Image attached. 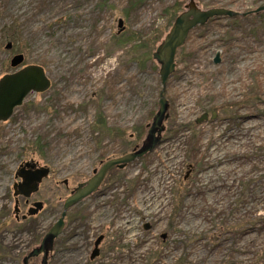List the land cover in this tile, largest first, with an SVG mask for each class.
Segmentation results:
<instances>
[{"label":"rangeland","instance_id":"rangeland-1","mask_svg":"<svg viewBox=\"0 0 264 264\" xmlns=\"http://www.w3.org/2000/svg\"><path fill=\"white\" fill-rule=\"evenodd\" d=\"M196 1L240 14L190 32L167 82L161 144L69 210L49 264H264V11L242 15L264 0ZM185 3L0 0V78L23 54L51 80L0 122V264H22L78 182L141 144L162 89L154 52ZM24 155L54 173L43 211L19 225Z\"/></svg>","mask_w":264,"mask_h":264},{"label":"water","instance_id":"water-1","mask_svg":"<svg viewBox=\"0 0 264 264\" xmlns=\"http://www.w3.org/2000/svg\"><path fill=\"white\" fill-rule=\"evenodd\" d=\"M263 11L264 5L245 12L243 15L258 14ZM238 14V12L226 7L214 6L204 8L200 6L196 0H187L185 9L177 15L169 32L164 36L154 52V58L160 65L159 74L162 89L159 93L158 110L153 116L152 122L147 125L148 131L145 138L134 150L123 156L105 161L99 170H95L96 173H94V175L79 185L76 190L65 199L60 218L56 220L53 226L44 235L41 243L29 253V256L43 253L40 264H48V256L53 247V243L64 230L67 211L84 201L92 193L96 192L111 167L118 166L123 168L135 159L141 158L152 152L162 142V134L165 130L164 122L169 117V102L165 96V90L169 77L176 70V54L178 49L186 43L189 33L196 26L203 25L214 17H234ZM121 23L122 21H120V24ZM10 47L11 44H7V48ZM23 61V54L15 55L11 59V66L16 68V70L6 73L0 78V122L9 120L14 110L23 104L28 94L31 92H44L51 86V80L42 66L28 64L21 67ZM219 61L220 57L219 54H217L214 62L218 63ZM215 116L216 113L213 112L212 117L214 118ZM207 118L208 114L204 113L196 122H203ZM48 173L49 169L47 167H41L36 176L31 177L29 182L20 185L21 193L30 195L32 191L38 188L42 178L48 175ZM145 228L147 229L149 226L146 225ZM163 237H165V234H163ZM102 239L103 236H100L95 241V247L90 256L91 259L99 254V244Z\"/></svg>","mask_w":264,"mask_h":264},{"label":"flooded vegetation","instance_id":"flooded-vegetation-1","mask_svg":"<svg viewBox=\"0 0 264 264\" xmlns=\"http://www.w3.org/2000/svg\"><path fill=\"white\" fill-rule=\"evenodd\" d=\"M254 10V9H253ZM240 14V13H239ZM242 15H243V13H242ZM247 15H249V14H247ZM236 16H238V15H236ZM243 16H246V15H243ZM235 17V16H234ZM14 112H15V110H14ZM14 114V113H13ZM12 114V115H13ZM12 117V116H11ZM10 117V118H11ZM161 144V143H160ZM159 144V145H160ZM140 144H137L135 147H133V149L132 150H134L136 147H138ZM132 150H130V151H132ZM130 151H128V152H130ZM128 152H126V153H128ZM126 153H124V154H126ZM123 154V155H124ZM123 155H121V156H123ZM103 163L104 162H101V165L99 166V167H96V168H94L93 169V171H92V174H91V176L92 175H94V173H96L95 172V170H99V168L103 165ZM127 166V165H126ZM125 166V167H126ZM41 167H47L48 169H49V173H48V175H46V176H44L43 178H42V180H41V182L39 183V185H38V188L35 190V191H32L31 193H30V195H25V194H23V193H21L22 191H21V187H20V185H23L24 183H27V182H29L30 181V178L31 177H33V176H36L37 175V172L40 170V168ZM125 167H123V168H120V167H118V166H113V167H111L110 169H109V171H108V173L110 172V170L111 169H113V168H115V169H124ZM53 173H54V170H53V168L51 167V166H49V165H47V164H45V163H41L39 160H35L33 157H26V155H24V159L23 160H21L20 161V163L18 164V167H17V169H16V171H15V180H14V182H13V195H14V201H15V206H14V210H13V215H12V217H13V219L15 220V224L16 223H18L19 225L21 224V223H24V222H27L28 220H30V219H32V218H34V217H36L39 213H41L42 211H43V209H44V207H45V204H46V201L44 200V196H43V194H42V192L40 193V190H41V188H42V186H43V182H44V180H47V179H49V178H52V176H53ZM108 173H107V175H108ZM51 174H52V176H51ZM107 175H106V177H105V179H104V181L102 182V184L100 185V187L98 188V190L101 188V186L104 184V182L107 180ZM91 176H89V178L91 177ZM89 178H87L86 180H83V181H80V182H78V184L70 191V193H69V195L68 196H70L75 190H76V188L79 186V185H81L82 183H84L85 181H87ZM63 183H64V185L67 187L68 186V180H64L63 181ZM97 190V191H98ZM96 191V192H97ZM96 192H94V193H96ZM40 193V194H39ZM94 193H92L91 195H93ZM90 195V196H91ZM67 196V197H68ZM89 196V197H90ZM65 201V200H64ZM48 203V202H47ZM63 205H64V202H63ZM62 205V206H63ZM70 210V209H69ZM69 210L67 211V214H68V212H69ZM62 211H63V208H62ZM62 211H61V213H62ZM61 213H60V216H61ZM67 214H66V216H65V225H66V217H67ZM60 218V217H59ZM58 218V219H59ZM57 219V220H58ZM56 222V221H55ZM54 222V223H55ZM53 223V224H54ZM53 226V225H52ZM51 226V227H52ZM15 227V226H14ZM50 227V228H51ZM16 229H17V227H15ZM49 228V229H50ZM65 228V227H64ZM49 229L46 231V233L49 231ZM0 232H1V230H0ZM45 233V234H46ZM44 234V235H45ZM1 236L2 235H4V232L3 233H1L0 234ZM44 235H43V237H44ZM43 237H42V239H43ZM59 237V236H58ZM57 237V238H58ZM56 238V239H57ZM4 237H2V239H1V242L3 243V241H4ZM41 239V240H42ZM56 239H55V241H56ZM104 239V238H103ZM55 241H54V243H53V247H52V249L50 250V252H49V256H48V264H49V259H50V257L51 256H53L52 255V253H54V248H55ZM103 241V240H102ZM39 243H41V242H39ZM102 243V242H101ZM36 246L35 247H37L38 246V244H35ZM100 245V244H99ZM35 247H33V248H31V250L29 249V251H27L25 254H26V256L23 258V263L22 264H36V259H38V258H40L41 257V259H42V257H43V253H39L38 255H33V256H29V253L31 252V251H33V249L35 248ZM94 247H95V243H94ZM93 251V250H92ZM91 255V254H90ZM26 258V259H25ZM90 259H91V257H90ZM92 260V259H91Z\"/></svg>","mask_w":264,"mask_h":264},{"label":"bare ground","instance_id":"bare-ground-1","mask_svg":"<svg viewBox=\"0 0 264 264\" xmlns=\"http://www.w3.org/2000/svg\"><path fill=\"white\" fill-rule=\"evenodd\" d=\"M245 125H246V124H245ZM222 131H223V130H221V131L219 132V135H222V136H224V137L230 136V135L232 134L230 131H228V132H223V133H222Z\"/></svg>","mask_w":264,"mask_h":264},{"label":"trees","instance_id":"trees-1","mask_svg":"<svg viewBox=\"0 0 264 264\" xmlns=\"http://www.w3.org/2000/svg\"><path fill=\"white\" fill-rule=\"evenodd\" d=\"M181 48H182V47H181ZM181 48H180V49H181Z\"/></svg>","mask_w":264,"mask_h":264}]
</instances>
